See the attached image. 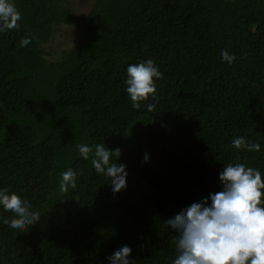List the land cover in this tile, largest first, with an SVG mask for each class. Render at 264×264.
Masks as SVG:
<instances>
[{
	"label": "trees",
	"instance_id": "trees-1",
	"mask_svg": "<svg viewBox=\"0 0 264 264\" xmlns=\"http://www.w3.org/2000/svg\"><path fill=\"white\" fill-rule=\"evenodd\" d=\"M14 3L19 26L0 33V188L40 220L17 232L0 207V264H108L122 245L134 264H170L177 234L166 219L221 190L224 165L264 179V0H95L84 16L64 0ZM69 25L76 43L49 58ZM149 58L163 78L134 109L125 69ZM236 136L260 150L233 148ZM82 143L121 150L123 190L80 157ZM69 168L76 187L62 193Z\"/></svg>",
	"mask_w": 264,
	"mask_h": 264
},
{
	"label": "clouds",
	"instance_id": "clouds-1",
	"mask_svg": "<svg viewBox=\"0 0 264 264\" xmlns=\"http://www.w3.org/2000/svg\"><path fill=\"white\" fill-rule=\"evenodd\" d=\"M21 19L14 0H0V33L18 27ZM30 37H22L19 44L25 47ZM221 59L231 65L236 56L225 49ZM123 83L134 109L141 102L156 99V81L163 72L152 58L127 65ZM154 105L147 103V110ZM236 149L259 151L261 145L248 142L243 136L231 140ZM78 153L89 160L97 174L109 178L113 193L127 186V166L121 163L119 148L105 147L104 143L77 145ZM111 158V159H110ZM149 155L146 153L144 161ZM77 173L69 168L60 173L59 191L76 187ZM221 190L209 193L200 201L192 202L166 219V224L177 234L175 258L170 264H264V179L259 169L244 163H228L218 174ZM0 207L11 212L4 223L17 232L40 220V212L15 192L0 188ZM132 249L122 245L106 259L108 264H134Z\"/></svg>",
	"mask_w": 264,
	"mask_h": 264
},
{
	"label": "rangeland",
	"instance_id": "rangeland-1",
	"mask_svg": "<svg viewBox=\"0 0 264 264\" xmlns=\"http://www.w3.org/2000/svg\"><path fill=\"white\" fill-rule=\"evenodd\" d=\"M95 0H64V4L68 7H71L78 16H84L88 14ZM78 29L73 26H62L58 29L52 41L46 46L47 51L49 52V58L56 59L62 50H67L73 47L77 41Z\"/></svg>",
	"mask_w": 264,
	"mask_h": 264
}]
</instances>
